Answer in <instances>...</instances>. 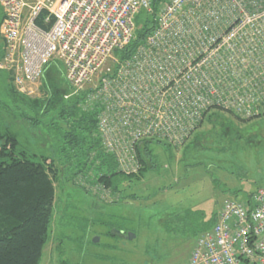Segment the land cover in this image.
<instances>
[{
	"label": "built area",
	"instance_id": "1",
	"mask_svg": "<svg viewBox=\"0 0 264 264\" xmlns=\"http://www.w3.org/2000/svg\"><path fill=\"white\" fill-rule=\"evenodd\" d=\"M151 2L0 0V70L14 90L37 96L46 66L57 59L74 94L87 87L85 105L98 106L100 145L124 175L141 169L140 141L180 146L212 108L264 117V0H161L152 32L118 58L135 16L150 12ZM78 183L111 199L91 175ZM187 264H264V188L249 201L225 200Z\"/></svg>",
	"mask_w": 264,
	"mask_h": 264
},
{
	"label": "rangeland",
	"instance_id": "2",
	"mask_svg": "<svg viewBox=\"0 0 264 264\" xmlns=\"http://www.w3.org/2000/svg\"><path fill=\"white\" fill-rule=\"evenodd\" d=\"M146 16L141 10L135 17L142 22ZM3 53L0 36V60ZM57 67L53 79L46 66L42 90L30 98L15 95L7 72L0 70V99L7 104L0 122L22 141L20 150L48 155L58 167L50 233L39 264H187L205 232L202 224L214 219L225 200L245 202L264 188V117L242 121L212 108L182 145L152 139L154 166L138 179L119 177L121 191L110 200L98 198L78 183L84 175L76 174L86 161L87 144L63 151L51 128V122L64 124L57 113L74 95L62 65ZM29 116L40 122L28 124ZM187 212L198 218L189 215L183 222ZM114 228L134 238L119 236Z\"/></svg>",
	"mask_w": 264,
	"mask_h": 264
},
{
	"label": "trees",
	"instance_id": "3",
	"mask_svg": "<svg viewBox=\"0 0 264 264\" xmlns=\"http://www.w3.org/2000/svg\"><path fill=\"white\" fill-rule=\"evenodd\" d=\"M160 2L161 0H152L151 11H145L147 16L142 22L137 21L135 17L132 38L128 44L115 52L118 58L132 54L152 32ZM41 26L47 28L49 25ZM48 65V75L52 74V78L55 79L58 73L57 66L61 65L55 60ZM7 74L12 92L19 97L28 98L14 90L10 74ZM43 76L44 72L41 76L42 83ZM40 89L42 90V86ZM85 93L86 89L74 94L69 100L71 103L61 107L57 113V120L63 119L64 124L57 125L58 122H51V128L60 137L63 151L64 149L69 151V147L79 149L87 144L84 149L86 161L76 174L91 175L95 182L101 183L115 195L121 191L119 177L138 179L145 170L154 166L153 151L149 144L152 139L142 140L136 147L137 157L141 162L139 172L132 175L119 172L113 157L102 149L97 136L96 120L99 108L96 105H85ZM6 107L7 104L0 99V110ZM235 117L242 121L249 120ZM26 120L33 126L40 122L33 116ZM21 143L19 137L0 122V264H39L43 247L49 237L53 216L55 180L58 175L56 159L48 155L30 154L26 149L20 150ZM65 155L68 157V152L64 157ZM250 195L246 201H249ZM133 197L134 195H130L128 198ZM189 215L195 217V220L198 218L187 212L182 218L183 222L188 221L186 217ZM215 219L216 216L207 225L202 224L203 231L209 230ZM118 230L114 228L116 234Z\"/></svg>",
	"mask_w": 264,
	"mask_h": 264
},
{
	"label": "water",
	"instance_id": "4",
	"mask_svg": "<svg viewBox=\"0 0 264 264\" xmlns=\"http://www.w3.org/2000/svg\"><path fill=\"white\" fill-rule=\"evenodd\" d=\"M117 234H118L119 236L126 237V238H128V239L134 238V234L129 233V232H128L126 235H124L123 232L117 231Z\"/></svg>",
	"mask_w": 264,
	"mask_h": 264
},
{
	"label": "crops",
	"instance_id": "5",
	"mask_svg": "<svg viewBox=\"0 0 264 264\" xmlns=\"http://www.w3.org/2000/svg\"><path fill=\"white\" fill-rule=\"evenodd\" d=\"M253 193V192H252ZM252 193H250V194H252Z\"/></svg>",
	"mask_w": 264,
	"mask_h": 264
}]
</instances>
